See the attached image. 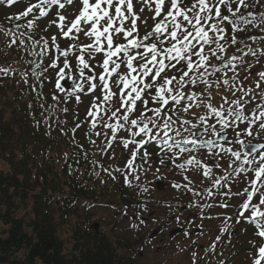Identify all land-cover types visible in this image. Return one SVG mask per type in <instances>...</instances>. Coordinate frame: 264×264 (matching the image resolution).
<instances>
[{"label":"snow or ice","instance_id":"1","mask_svg":"<svg viewBox=\"0 0 264 264\" xmlns=\"http://www.w3.org/2000/svg\"><path fill=\"white\" fill-rule=\"evenodd\" d=\"M6 19L0 45L18 55L0 81L32 96L36 128L137 198L150 173L178 177L176 207L187 200L208 238L191 264H212L242 221L255 229L248 264H264V0H29ZM134 215L130 228L146 224ZM205 220L218 221L215 239Z\"/></svg>","mask_w":264,"mask_h":264},{"label":"trees","instance_id":"2","mask_svg":"<svg viewBox=\"0 0 264 264\" xmlns=\"http://www.w3.org/2000/svg\"><path fill=\"white\" fill-rule=\"evenodd\" d=\"M22 8L25 6L18 3L11 8L0 5V26L12 27L6 16L22 12ZM17 55L0 45V65L10 63ZM21 87L8 79L0 81V230L4 228L0 231V264H136L119 253L125 246L119 248L107 235L93 231L81 233L75 229L73 249L67 253L58 236L61 207L72 217L76 215L72 209L75 202L115 206L116 197H111L114 193L120 194L122 205L130 206L134 195L120 183L96 180L82 158L77 164L73 154L78 150L67 138L56 132L48 136L42 127L36 128L26 107L32 96H22ZM68 120L70 127V115ZM78 136L77 140L84 143ZM29 200L33 202L31 218L18 217V205ZM55 203H60L58 208ZM23 250L24 259L18 257Z\"/></svg>","mask_w":264,"mask_h":264},{"label":"rangeland","instance_id":"3","mask_svg":"<svg viewBox=\"0 0 264 264\" xmlns=\"http://www.w3.org/2000/svg\"><path fill=\"white\" fill-rule=\"evenodd\" d=\"M86 103V102H85ZM84 108V105L81 106ZM83 115V111L81 113ZM79 135L82 132H78ZM87 146V145H86ZM117 152L120 153V150L117 149ZM117 153V154H118ZM120 154L118 155V157ZM107 177L104 173L101 174V178ZM146 184H150L151 193L154 194L152 202L154 204H160L157 200L160 197L159 192H154L152 188H156L155 184L158 181H163V177L153 176L151 173L146 177L142 178ZM165 180V179H164ZM168 183L169 182H162ZM156 190V189H155ZM166 196L170 198L175 197V193L172 189L166 187ZM111 197L113 202L117 205L116 207H110L107 204H93L90 201H81L75 202L73 206L75 216L68 215L71 213L64 206L61 207V212L63 213L60 216L59 223L61 220V226L58 228V236L65 243L67 248V253H70L74 245V232L75 229L81 233L86 232H98L100 235H107L111 243H118V247L125 246L124 249L119 253L122 256L132 258L136 264H191L190 257L193 250L199 251L200 255H203L201 249L204 245L208 243L207 235L198 236L197 235H179L172 237V230L183 227L182 219L178 224L172 222L173 218L168 217L169 211L165 210V207L156 208V213H158L156 218H151L146 224L140 226L139 229H132L129 227L131 223L137 222V219H133L132 216L128 214V217H125L122 208L121 202L118 199V196H115L113 193ZM56 208L59 207L60 203H55ZM32 200H29L27 204H19V210L17 216L24 219L31 218L32 211ZM222 211V210H217ZM60 213V212H59ZM188 213L191 214V220H196L197 224L201 223L197 219L195 210L189 209ZM123 214V215H122ZM149 212H145V216L149 217ZM122 215V216H121ZM131 215H133L131 213ZM174 215H179L175 213ZM181 217V216H180ZM58 219V217L56 216ZM217 221H203L204 227L216 229ZM98 225V228L95 227ZM192 225L191 222L188 226ZM235 228L234 235H232L231 242L229 243V237L225 235L221 238L220 242V251L224 252V256L230 258L232 264H248L247 261V249L250 247L248 241L253 238L254 230H249L246 225L243 227H237L236 223H233ZM4 228L0 231H2ZM214 229V230H215ZM208 231H210L208 229ZM203 232L207 234V230L203 229ZM216 235L218 234L215 230ZM212 239H215V234H212ZM195 241V244L193 243ZM26 251L23 250L18 254L19 258H25ZM222 256V259L224 258ZM224 260V259H223ZM212 264H214L212 262Z\"/></svg>","mask_w":264,"mask_h":264},{"label":"water","instance_id":"4","mask_svg":"<svg viewBox=\"0 0 264 264\" xmlns=\"http://www.w3.org/2000/svg\"><path fill=\"white\" fill-rule=\"evenodd\" d=\"M97 227V226H96Z\"/></svg>","mask_w":264,"mask_h":264}]
</instances>
